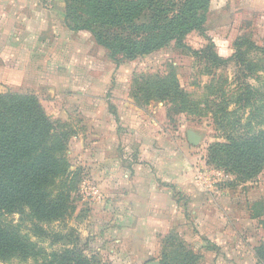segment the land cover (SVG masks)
Segmentation results:
<instances>
[{"label":"rangeland","instance_id":"374dc122","mask_svg":"<svg viewBox=\"0 0 264 264\" xmlns=\"http://www.w3.org/2000/svg\"><path fill=\"white\" fill-rule=\"evenodd\" d=\"M190 37H199L206 43L194 47L189 42ZM213 37L228 42V56L217 55ZM181 42L182 47L171 42L157 52L122 63L116 70H112L115 63L109 60L105 49L96 45L91 34L85 31H74L67 40L64 38L61 42L54 39V42H44V49L31 50L30 61L37 64L35 86L11 89L36 94L52 120L67 115V119L63 120L77 130L78 136L70 140L65 156L71 172L72 210L61 221L41 223L50 234L46 238L36 236L31 231V222L25 221L19 212H0L3 225L18 227L41 251L36 258L21 260L13 257L0 261V264H53L55 255L58 257L57 264H60L59 258L67 249L83 251L86 257L94 255L107 264H147L163 260L180 264L186 253L194 254L185 258L190 264H221L219 255L222 249L205 239L195 214H186L183 218L187 222L186 229L179 233L172 231L175 235L169 233L174 240L165 242L164 238L169 235L158 236L154 248L138 252L126 249L124 241H117L124 235L118 233L108 215L102 214L100 206L93 204L95 198L90 190L83 184L81 187L83 179L89 177L92 181L91 165L81 162L85 155L81 145L86 143L84 140L81 142V135H92L95 121L81 112H66L67 106L70 107V98L61 96L57 77L63 73L67 78H76L79 67L91 68L92 64H87L90 58H96L101 63L102 80L107 84V88L102 90L103 97L113 101L130 99L138 107H149L158 102L150 100L143 103V100L146 101L145 91L140 88L145 83L153 76L177 81L188 95L189 104L185 111L175 112V106L170 102L161 103L167 114V124L180 132L182 146L191 150V158L202 181H213V190L218 191L215 198L220 199L210 206L215 219L222 220L227 226L240 224L252 229L256 227L257 230L261 227L260 232L247 229L239 234L234 230L231 235L228 234L229 241L235 240L241 248V251L234 248L237 254L242 251L243 254L239 255L246 254L245 242L248 239L258 245L255 250L260 247L259 244L264 241V170L251 182L232 186L231 176L207 164V150L211 144L226 142L227 136L264 132V0H211L203 30L188 34ZM35 43L38 45L39 42ZM59 46L61 50H58ZM51 55L54 63L49 65L46 60ZM57 62L59 65L55 67ZM92 91L85 88L75 92L76 95L87 92L93 98ZM107 107L109 111H114L112 101H107ZM189 130L201 136L196 146L187 141L186 132ZM261 209L263 215L260 218L252 221L248 218ZM68 232H72L70 237L53 242L55 234ZM164 253L167 255L164 256Z\"/></svg>","mask_w":264,"mask_h":264},{"label":"crops","instance_id":"0c3cea01","mask_svg":"<svg viewBox=\"0 0 264 264\" xmlns=\"http://www.w3.org/2000/svg\"><path fill=\"white\" fill-rule=\"evenodd\" d=\"M73 33L65 21L63 0H0V93L34 94L11 89L35 86L37 64L30 61L31 50L44 49V42L54 39L67 40ZM53 58H46L49 65L54 63ZM87 64H92L91 68L79 67L76 78L61 73L57 82L61 96L70 98L66 112H81L95 121L92 135H81V142H86L81 145L85 154L81 162L92 167V181L85 179L98 191L93 204L99 205L102 214L108 215L118 233L124 235L117 241H124L130 251L154 248L158 236L186 229L183 218L195 214L205 239L222 249L221 264H263L252 239L245 242L246 254L239 255L243 251L237 254L241 251L238 242L229 241L228 236L233 230L238 234L247 229L256 232V227L227 226L215 219L210 206L220 201L215 198L218 191L213 190V181H202L191 150L182 146L180 132L167 124L163 104L153 103L143 110L130 99L103 97L107 84L102 80L101 63L90 58ZM120 65L115 64L112 70ZM85 88L93 90V98L87 92L76 95L77 89ZM108 100L112 101L113 112L107 107ZM65 116L55 120L66 122ZM77 136L78 132L73 137ZM261 230L259 227L257 231ZM259 246H264V241Z\"/></svg>","mask_w":264,"mask_h":264},{"label":"trees","instance_id":"16d2710c","mask_svg":"<svg viewBox=\"0 0 264 264\" xmlns=\"http://www.w3.org/2000/svg\"><path fill=\"white\" fill-rule=\"evenodd\" d=\"M63 1L67 27L71 31L89 32L95 44L105 49L109 60L116 65L150 55L171 42L182 47L185 36L203 30L211 2ZM140 89L145 91L143 103L168 101L175 106V112L185 111L189 104L188 95L174 78L153 76ZM71 127L67 122L52 120L34 94L0 93V212H19L25 221L31 222V231L39 237L50 235L41 223L61 221L72 210L71 172L65 157L70 140L77 133ZM207 164L231 176L232 186L251 182L264 170V132L231 135L226 142L211 144ZM261 211L250 217L260 218ZM71 234H55L53 242ZM171 240L173 235L164 238L165 242ZM255 251L264 261V246ZM40 253L36 243L18 227L5 226L0 221V261L13 257L28 260ZM190 255L194 254H184L180 264H190L185 260ZM57 258L55 255L53 264H57ZM59 260L60 264H107L74 249L65 250ZM159 264L178 263L163 260Z\"/></svg>","mask_w":264,"mask_h":264},{"label":"clouds","instance_id":"9594fccd","mask_svg":"<svg viewBox=\"0 0 264 264\" xmlns=\"http://www.w3.org/2000/svg\"><path fill=\"white\" fill-rule=\"evenodd\" d=\"M189 42L192 43L194 47H199L201 43H206L201 41L199 37H190ZM213 42L217 46V55L226 57L230 54L227 41H221L220 39L213 37Z\"/></svg>","mask_w":264,"mask_h":264},{"label":"water","instance_id":"95a60500","mask_svg":"<svg viewBox=\"0 0 264 264\" xmlns=\"http://www.w3.org/2000/svg\"><path fill=\"white\" fill-rule=\"evenodd\" d=\"M186 136L188 143L192 146H196L201 140V136H199L197 133L191 130L186 132ZM147 264H159V262L153 261V262H148Z\"/></svg>","mask_w":264,"mask_h":264},{"label":"built area","instance_id":"2783aa9c","mask_svg":"<svg viewBox=\"0 0 264 264\" xmlns=\"http://www.w3.org/2000/svg\"><path fill=\"white\" fill-rule=\"evenodd\" d=\"M86 187L88 188V190H90V192L93 194L94 198H98V191L97 189L89 182V180L87 179H83L81 182V187Z\"/></svg>","mask_w":264,"mask_h":264}]
</instances>
